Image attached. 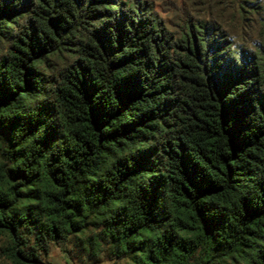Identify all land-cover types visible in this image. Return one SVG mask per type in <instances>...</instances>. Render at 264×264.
Here are the masks:
<instances>
[{
    "label": "trees",
    "instance_id": "16d2710c",
    "mask_svg": "<svg viewBox=\"0 0 264 264\" xmlns=\"http://www.w3.org/2000/svg\"><path fill=\"white\" fill-rule=\"evenodd\" d=\"M143 1L0 0L10 264H264V0Z\"/></svg>",
    "mask_w": 264,
    "mask_h": 264
},
{
    "label": "rangeland",
    "instance_id": "374dc122",
    "mask_svg": "<svg viewBox=\"0 0 264 264\" xmlns=\"http://www.w3.org/2000/svg\"><path fill=\"white\" fill-rule=\"evenodd\" d=\"M141 1V0H140ZM145 3L151 6L152 13L156 15L157 18L161 20L164 27L173 34H177L181 31L182 24L185 20L192 19H203L201 9H198L195 13L193 8L188 5L186 0H144ZM143 1V2H144ZM207 3V4H206ZM215 0H202L201 4L207 7H214ZM188 7L190 9H188ZM218 10L224 12L225 16L236 17V8L235 5L224 6L223 3L218 6ZM235 14V15H234ZM247 16V15H246ZM247 34L245 30H242V33ZM240 35V32H238ZM237 42L243 44V40L236 39ZM6 244V239L0 235V264H10L9 260L3 254V249ZM65 252H62L59 248L51 246L46 255L41 256L40 263L38 264H125L124 260H114L108 257L106 254L100 255L99 258L95 261H87L82 256H79L78 253L74 250H70L69 247L65 248Z\"/></svg>",
    "mask_w": 264,
    "mask_h": 264
}]
</instances>
